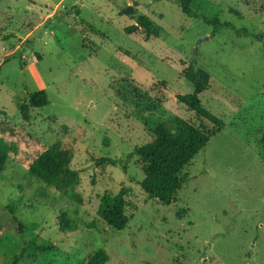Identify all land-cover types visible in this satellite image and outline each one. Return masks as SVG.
I'll use <instances>...</instances> for the list:
<instances>
[{
  "label": "rangeland",
  "instance_id": "1",
  "mask_svg": "<svg viewBox=\"0 0 264 264\" xmlns=\"http://www.w3.org/2000/svg\"><path fill=\"white\" fill-rule=\"evenodd\" d=\"M134 3L159 38L124 32L135 21L119 13ZM192 9L231 26L215 31L173 0H0V264L30 241L49 251L19 264H78L101 248L107 264H264V0H196ZM190 63L210 74L200 99L225 127L164 205L142 190L137 158L124 170L96 168L91 157L124 159L158 125L193 118L176 98L193 92L182 76ZM42 90L49 105L24 122L20 105ZM55 142L74 155L80 203L29 171ZM123 187L133 219L118 232L97 210Z\"/></svg>",
  "mask_w": 264,
  "mask_h": 264
},
{
  "label": "trees",
  "instance_id": "2",
  "mask_svg": "<svg viewBox=\"0 0 264 264\" xmlns=\"http://www.w3.org/2000/svg\"><path fill=\"white\" fill-rule=\"evenodd\" d=\"M173 1L185 15L203 19L206 24L213 26L215 31L231 26L229 23H222L217 16L210 19L193 11L192 6L196 0ZM137 7L138 5L134 3L120 11V16H126L135 21L133 25L126 27L124 32L127 35L142 33L146 41L159 38L161 27L149 16L138 15ZM182 76L192 84L193 92L177 95L176 98L181 105L194 114L193 118L177 117L168 125H158L153 132L152 141L136 147L124 159L93 155L91 157L96 168L122 165L124 170H126L127 162L137 158L144 174V179L140 183L142 190L149 198L156 199L164 205H171L176 199L177 192L186 184V178L182 176L183 170L225 127V121L207 110L200 99V96L211 88L210 74L197 67L196 63H190L183 70ZM48 105L49 99L45 91L32 94L19 107L21 119L24 122H30L33 109H42ZM0 114L5 112L0 111ZM1 143L6 144L3 141ZM7 158L8 151L0 154V173L4 169ZM73 160L74 155L71 149L66 148L61 142H55L36 157L30 164L29 171L44 186L56 189L72 202L80 203L82 198L76 190L80 182V172L73 169ZM131 191L123 187L117 194L106 192L100 197L97 215L114 231H123L133 219V214L129 212L131 204L128 200ZM48 251L47 244H38L36 241L27 242L14 257L13 264H19L26 255L35 256L36 253ZM109 260V254L101 248L78 259V264H107Z\"/></svg>",
  "mask_w": 264,
  "mask_h": 264
},
{
  "label": "water",
  "instance_id": "3",
  "mask_svg": "<svg viewBox=\"0 0 264 264\" xmlns=\"http://www.w3.org/2000/svg\"><path fill=\"white\" fill-rule=\"evenodd\" d=\"M202 41V40H201ZM201 41L199 42V44L201 43ZM196 51H197V49H196Z\"/></svg>",
  "mask_w": 264,
  "mask_h": 264
}]
</instances>
